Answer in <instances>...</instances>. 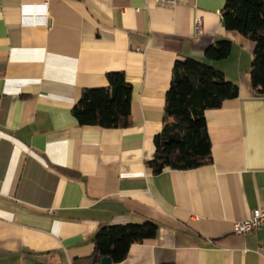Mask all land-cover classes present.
<instances>
[{
  "label": "crops",
  "instance_id": "0c3cea01",
  "mask_svg": "<svg viewBox=\"0 0 264 264\" xmlns=\"http://www.w3.org/2000/svg\"><path fill=\"white\" fill-rule=\"evenodd\" d=\"M0 0V264H71L105 225H158L118 264H264V228L234 224L264 208V96L250 88L251 42L220 22L226 0ZM198 21V26H196ZM231 42L229 57L204 51ZM236 84L205 112L212 163L153 175L176 61ZM121 72L129 126H79L84 89Z\"/></svg>",
  "mask_w": 264,
  "mask_h": 264
},
{
  "label": "trees",
  "instance_id": "16d2710c",
  "mask_svg": "<svg viewBox=\"0 0 264 264\" xmlns=\"http://www.w3.org/2000/svg\"><path fill=\"white\" fill-rule=\"evenodd\" d=\"M220 22L227 32H235L252 44L250 88L264 96V0H226ZM231 42L219 41L204 51L208 61L226 60ZM108 85L84 89L71 114L79 126L103 129L129 126L131 85L121 72L106 74ZM238 86L225 79L212 66L186 58L173 65L169 89L165 94L162 128L153 139L154 155L145 165L153 175L165 169L189 171L212 163L211 143L204 114L238 97ZM158 225H105L93 237L90 256L71 264H100L109 258L112 264L123 261L133 244L153 239Z\"/></svg>",
  "mask_w": 264,
  "mask_h": 264
},
{
  "label": "built area",
  "instance_id": "2783aa9c",
  "mask_svg": "<svg viewBox=\"0 0 264 264\" xmlns=\"http://www.w3.org/2000/svg\"><path fill=\"white\" fill-rule=\"evenodd\" d=\"M159 4L164 5H173L174 0H155ZM196 26H198V21H196ZM264 228V208H258L253 211L250 216L240 222L234 224V233L237 235H245L254 230ZM261 250H264V240L260 247Z\"/></svg>",
  "mask_w": 264,
  "mask_h": 264
},
{
  "label": "water",
  "instance_id": "95a60500",
  "mask_svg": "<svg viewBox=\"0 0 264 264\" xmlns=\"http://www.w3.org/2000/svg\"><path fill=\"white\" fill-rule=\"evenodd\" d=\"M100 264H112L109 258H102Z\"/></svg>",
  "mask_w": 264,
  "mask_h": 264
}]
</instances>
